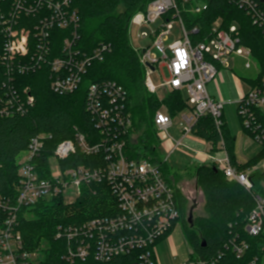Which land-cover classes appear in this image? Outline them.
Returning a JSON list of instances; mask_svg holds the SVG:
<instances>
[{"label": "built area", "instance_id": "built-area-1", "mask_svg": "<svg viewBox=\"0 0 264 264\" xmlns=\"http://www.w3.org/2000/svg\"><path fill=\"white\" fill-rule=\"evenodd\" d=\"M228 1L244 10L264 33V0ZM73 3L74 0H0V62L7 70V84L4 83L5 90L0 93V118L23 115L35 104L32 88L27 84L22 85L19 76L48 66L52 91L67 95L78 89L83 76L95 61L104 59L109 51L106 44L94 49L92 54L79 49L80 17ZM208 8V0H152L144 12L134 15L129 26L130 35L133 25L151 27L159 19L163 20L161 25L150 31L152 46L135 48L146 69V86L150 92H158L150 75L163 60L170 78L160 87L166 92L188 91L191 108L180 113V140L175 141L169 135L174 126L172 116L165 110L157 111L154 116L157 130L164 132L174 142L171 152L184 146V138L194 135L193 127L200 117L212 116L218 127L224 124L225 103L214 99L207 90V85L216 79L219 67H230V59L239 56L245 59L246 69L255 65L258 73L262 72L258 62H252L255 58L251 50L242 44L237 23L224 28L223 20L219 18L212 25L207 39L192 42V35L199 30L196 27L191 31L186 28L182 12L199 14ZM32 14L39 17L38 21L30 28L18 30V25ZM173 19L179 21L182 36L166 45L165 41L173 29ZM138 37L143 36L139 33ZM153 48L156 53L152 52ZM167 51H170V55ZM157 53L161 56L158 57ZM127 98L125 89L116 82L89 85L86 109L94 115L100 141L90 144L84 134L77 132L73 139L60 142L50 158L49 177L39 174L36 163L46 135L40 134L31 139L19 161L15 198L0 196V264H40L39 252L28 251L24 247L19 221L23 209L58 197L73 203L81 195L82 186L94 182L109 184L117 200L118 212L80 224L59 225L55 238L67 244L64 259L71 264L90 258L108 262L118 256L135 254L141 264H157V260L152 258L155 257L154 247L177 224L180 211L175 190L166 181L160 166L147 159H129L125 155L124 135L132 127ZM237 104L245 127L259 140L260 117L264 120V71L260 81L249 87ZM220 149L224 151L223 143ZM77 152L86 156L102 154L104 164L62 169L60 161ZM224 153L222 157L208 155V160L228 180L238 182L247 190H254L252 168L238 170ZM71 195L75 200L68 201ZM254 201L255 207L245 224L246 233L253 238L264 236L262 185L259 192L254 194ZM258 246L261 255L253 256L246 264H264V242H259ZM229 247L238 259H242L250 250V244L239 236L233 239Z\"/></svg>", "mask_w": 264, "mask_h": 264}, {"label": "trees", "instance_id": "trees-1", "mask_svg": "<svg viewBox=\"0 0 264 264\" xmlns=\"http://www.w3.org/2000/svg\"><path fill=\"white\" fill-rule=\"evenodd\" d=\"M151 1L74 0L73 6L78 10L80 17L79 49L83 53L92 54L94 49L106 44L109 51L102 61H95L88 68L78 89L67 95L52 91L48 66L19 76L22 85L27 84L32 88L35 104L23 115L0 118V196L15 198L19 161L32 138L40 134L46 135L43 148L36 159L38 172L42 177L50 176V158L60 142L73 139L77 132L84 134L90 144L99 142L100 133L95 126L94 115L86 109L88 87L92 83L116 82L127 92V109L132 114V127L124 135L125 155L129 159H147L158 164L166 181L174 188L180 211L177 222L183 219L188 242L193 248L191 261L206 264H246L248 259L261 255L258 244L264 242V236L253 238L245 231L247 218L255 207L254 194L259 192L264 179V169L252 172L255 189L247 190L238 182L228 180L214 163L197 166L195 181L204 196L207 216L197 217L193 221L186 218V198L174 181L175 175L168 170L166 162L158 157L160 139L154 116L157 111L165 110L174 118L191 108L189 99L183 97L182 90L169 91L163 98L148 90L146 69L131 44L129 35L132 18L135 14L144 12ZM208 2L209 8L202 13L182 12L186 28L191 31L196 27L199 30L192 35V42L207 39L212 25L219 18H222L224 28L237 23L242 44L251 50L262 68L258 80H246L250 87L255 86L264 71L262 29L253 23L244 10L230 1ZM38 19L36 14H32L18 25L17 29L30 28ZM58 44L60 46V43ZM6 74V67L0 62V93L5 90L4 83L7 84ZM259 124V140L245 125L244 128L262 146L260 156H264V120L261 117ZM193 134L210 144L212 152L221 151L220 144L223 143L231 164L238 170L252 168L256 163L257 158L245 165L237 163L234 155V136L225 122L218 127L212 116L200 117L193 127ZM103 164L102 154L86 156L81 152L60 161L62 169L79 165L96 167ZM117 212V200L107 182L83 185L81 195L73 203H67L60 197L42 200L33 207L23 209L19 215L24 247L28 251L39 252L40 264H71L64 259L66 242L55 238L57 227L70 223L80 224L96 217L113 216ZM237 236L250 244V250L242 259L236 258L229 247ZM44 243L47 244L45 247ZM152 258L156 261L154 256ZM72 264L141 263L138 257L132 254L118 256L108 262H98L90 258Z\"/></svg>", "mask_w": 264, "mask_h": 264}, {"label": "rangeland", "instance_id": "rangeland-1", "mask_svg": "<svg viewBox=\"0 0 264 264\" xmlns=\"http://www.w3.org/2000/svg\"><path fill=\"white\" fill-rule=\"evenodd\" d=\"M174 20L173 29L168 35L165 44L168 45L179 39L182 36V31L179 21ZM163 22L159 19L150 26L139 27L138 25L131 26L130 29V41L135 48H150L152 46V38L150 37V31L153 28H157ZM142 34V38L138 37V34ZM153 53H156V49H152ZM170 55V51H167ZM158 57L161 54L157 53ZM245 59L234 56L230 59V67H220L221 71L218 72L216 80H214L212 88L214 91L221 92L225 99V105L223 110V120L228 126L232 136H234V155L239 164L245 165L252 160L256 159V163L252 165V170H261L264 166V156H260L262 153V146L254 140V138L245 130L242 119L238 114V104L241 96L248 90L247 79L258 80V69L255 65L251 69L244 67ZM253 63L255 59H252ZM164 65V61L161 60L159 68L152 72L150 79L152 83L158 87L157 96L163 98L167 92L160 87L161 83L169 80L170 75L168 68ZM235 76V77H234ZM208 86V85H207ZM183 97L187 100L189 94L187 89H183ZM239 99H235V98ZM223 102V101H222ZM180 122V113L173 118L174 126L169 131L170 137L178 141L182 138V134L179 131L178 124ZM193 135L188 136L183 140V147L178 148L174 152L170 153L174 142L170 137H167L164 132L158 131V137L160 144L157 148L158 157L166 162L168 170L171 174L175 175L174 181L178 187H180L183 195L186 198V218L191 217V221L200 216H207L205 211V199L202 191L198 189L195 181V168L202 163L198 160L197 154L192 151H206V144L192 138ZM190 147L192 151H188L186 147ZM219 154V153H217ZM176 173V174H174ZM264 187V184H262ZM68 201L75 200L71 195ZM189 216V217H188ZM183 219L181 218L171 233L158 241L154 247V253L157 260V264H181L184 261H189L193 248L189 244ZM47 244L44 243L43 247ZM198 264L199 262H192Z\"/></svg>", "mask_w": 264, "mask_h": 264}, {"label": "crops", "instance_id": "crops-1", "mask_svg": "<svg viewBox=\"0 0 264 264\" xmlns=\"http://www.w3.org/2000/svg\"><path fill=\"white\" fill-rule=\"evenodd\" d=\"M221 71V68L219 67L218 68V72H220ZM235 77V76H234ZM217 78V77H216ZM216 80V79H215ZM213 82V81H212ZM209 83L208 84V86H207V90H208V93L210 94V96H212L214 99H216V100H220V101H225V99H224V96H223V94L221 93V92H218V91H214V89L212 88V86H213V83ZM249 84H248V90H249ZM247 90V91H248ZM236 100L237 99H239L238 97L237 98H235ZM225 103V102H224ZM171 130V129H170ZM186 138H188V137H186ZM192 138L193 139H195V140H198V141H200V142H202V143H204V144H206V146H207V150L206 151H199V152H197V151H195V150H193L192 151V149L190 148V147H186V149L188 150V151H192L193 153H195V154H197V158H198V160L203 164V163H210V161L208 160V155H215V156H217V157H222V156H224V151H217V152H212L211 151V146H210V144H208L205 140H203L202 138H199V137H196L195 135H193L192 136ZM185 139V138H184ZM183 139V140H184ZM173 148V147H172ZM177 150V149H176ZM172 151V149L170 150V153H172L171 152ZM175 151V150H174ZM173 151V152H174ZM217 153H219V154H217ZM237 163L239 164V162L237 161ZM162 240V239H161ZM160 240V241H161ZM193 261H191V259L189 260V261H184L183 263H181V264H194V263H192Z\"/></svg>", "mask_w": 264, "mask_h": 264}, {"label": "water", "instance_id": "water-1", "mask_svg": "<svg viewBox=\"0 0 264 264\" xmlns=\"http://www.w3.org/2000/svg\"><path fill=\"white\" fill-rule=\"evenodd\" d=\"M148 66H149L152 70L154 69L153 66H151V65H149V64H148ZM189 221H191V217L189 218Z\"/></svg>", "mask_w": 264, "mask_h": 264}]
</instances>
